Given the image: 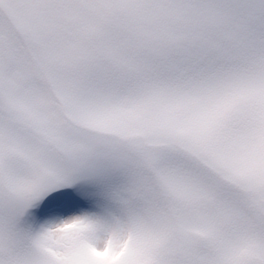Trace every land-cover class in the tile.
<instances>
[{
	"label": "snow or ice",
	"instance_id": "6c2138e0",
	"mask_svg": "<svg viewBox=\"0 0 264 264\" xmlns=\"http://www.w3.org/2000/svg\"><path fill=\"white\" fill-rule=\"evenodd\" d=\"M0 264H264V0H0Z\"/></svg>",
	"mask_w": 264,
	"mask_h": 264
}]
</instances>
